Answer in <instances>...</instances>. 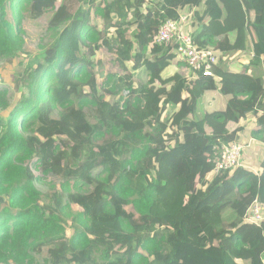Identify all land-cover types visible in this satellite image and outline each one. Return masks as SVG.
<instances>
[{
    "label": "trees",
    "instance_id": "trees-1",
    "mask_svg": "<svg viewBox=\"0 0 264 264\" xmlns=\"http://www.w3.org/2000/svg\"><path fill=\"white\" fill-rule=\"evenodd\" d=\"M183 12L195 46L218 53L211 76L155 41ZM103 50L120 74L98 71ZM27 52L14 105L0 87V264H42L45 248L43 264H264V222L246 220L264 206V0H0V61ZM215 90L230 100L203 132ZM247 120L257 168L209 178L214 146L240 143Z\"/></svg>",
    "mask_w": 264,
    "mask_h": 264
},
{
    "label": "built area",
    "instance_id": "built-area-1",
    "mask_svg": "<svg viewBox=\"0 0 264 264\" xmlns=\"http://www.w3.org/2000/svg\"><path fill=\"white\" fill-rule=\"evenodd\" d=\"M192 15L193 13L183 12L180 15V20H168L163 23L155 34V41L157 44H168L171 41H177V60H182L194 75L204 73L205 76H211L213 66L217 63L218 53L211 48L199 49L195 46L192 37L194 29L190 22ZM248 143L254 147L259 144L253 137L248 138ZM246 147L248 146H245L242 141L240 143H222L214 146L213 155L210 159L214 169L210 177L220 171H234L242 166L243 152ZM246 220L261 225L264 222V206L254 202L247 212Z\"/></svg>",
    "mask_w": 264,
    "mask_h": 264
},
{
    "label": "rangeland",
    "instance_id": "rangeland-1",
    "mask_svg": "<svg viewBox=\"0 0 264 264\" xmlns=\"http://www.w3.org/2000/svg\"><path fill=\"white\" fill-rule=\"evenodd\" d=\"M46 18L42 19L40 22L38 23H34L32 24V28H40L42 27L45 22H46ZM90 21L93 25H96L97 27H103L102 21L99 17H91ZM60 34V31H58L56 34L51 35L50 37H46L43 36V40L40 41L38 40L37 37H31V38H26L27 39V47L29 49H31V51H36L38 52L40 46H52V42L53 40ZM53 36V37H52ZM31 60V55L29 52H27L26 54L22 53L17 55V57H15L13 60H6V61H0V87H6L8 88L11 93L10 95L13 96L12 100V105H14L17 100L20 98L19 93L17 92L16 89V84L19 79V77L24 73V71L27 68V64L30 62ZM96 64H97V69L100 73L103 74H109V73H114V74H120L121 68L118 65L117 61H116V56L115 55H109V53L106 50H103L101 52H99L95 58ZM100 82L102 81L99 78ZM198 112L201 113L202 112V101H200L199 103V108H198ZM199 113H197L196 116V122L198 124L199 130L203 131V132H207V128L208 125L205 122V119L201 116H199ZM8 115V111L4 110V109H0V117H4L6 118V116ZM201 117V118H200ZM245 146H248V142H245ZM257 147H260L259 145H257ZM250 150L246 147V149L244 150L243 154L245 153V158L247 160H245V162H243L244 165L247 166H251L254 167L255 169L257 168L256 166H252L253 163H255V161L258 159V154H259V148ZM243 159H244V155H243ZM92 165H89V167H91ZM210 178V175H209ZM38 187L43 191V192H47L48 190H51V183L50 182H43V183H38ZM130 211H133V209L131 207H129ZM73 211L74 212H80L81 209L77 206H73ZM69 220H71L69 218ZM48 257V248H45L43 253L41 255H39L37 258L38 260L43 264L45 258Z\"/></svg>",
    "mask_w": 264,
    "mask_h": 264
},
{
    "label": "crops",
    "instance_id": "crops-1",
    "mask_svg": "<svg viewBox=\"0 0 264 264\" xmlns=\"http://www.w3.org/2000/svg\"><path fill=\"white\" fill-rule=\"evenodd\" d=\"M248 54H251L250 48H247L246 51L240 52L235 57H233L232 61H231L234 64L233 66H235V65H243V66L249 65ZM229 100H230L229 96H225V95L221 94L218 90L206 92L204 94V96L202 97V99L200 100V101H202V112L201 113L198 112L199 116L204 118L207 115H211L213 113L225 111L227 103ZM243 125L246 126V131L242 134V143L245 144V142H248V138L252 137L251 131H252L254 125L251 122V120H249V121L247 120V121L243 122ZM235 128H236V125H234V124L228 125L229 130H233ZM248 144H249L247 147L248 149H250V150L256 149V147H254L252 144H250V143H248ZM257 145H259V144H257ZM257 148H260V147H257ZM245 160H247V159L245 158V153H244L243 162H245Z\"/></svg>",
    "mask_w": 264,
    "mask_h": 264
}]
</instances>
